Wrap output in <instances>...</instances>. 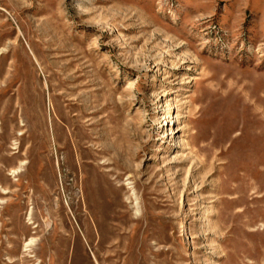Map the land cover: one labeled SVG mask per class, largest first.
Listing matches in <instances>:
<instances>
[{"label":"rangeland","instance_id":"rangeland-1","mask_svg":"<svg viewBox=\"0 0 264 264\" xmlns=\"http://www.w3.org/2000/svg\"><path fill=\"white\" fill-rule=\"evenodd\" d=\"M0 264H264V0H0Z\"/></svg>","mask_w":264,"mask_h":264},{"label":"bare ground","instance_id":"bare-ground-1","mask_svg":"<svg viewBox=\"0 0 264 264\" xmlns=\"http://www.w3.org/2000/svg\"><path fill=\"white\" fill-rule=\"evenodd\" d=\"M18 225V224H17Z\"/></svg>","mask_w":264,"mask_h":264}]
</instances>
